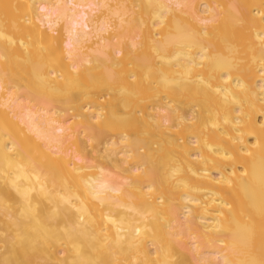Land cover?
I'll list each match as a JSON object with an SVG mask.
<instances>
[{
	"label": "bare ground",
	"instance_id": "1",
	"mask_svg": "<svg viewBox=\"0 0 264 264\" xmlns=\"http://www.w3.org/2000/svg\"><path fill=\"white\" fill-rule=\"evenodd\" d=\"M0 264H264V0H0Z\"/></svg>",
	"mask_w": 264,
	"mask_h": 264
}]
</instances>
